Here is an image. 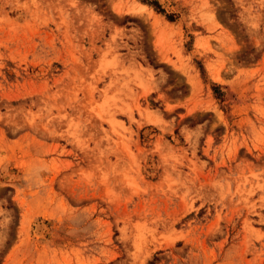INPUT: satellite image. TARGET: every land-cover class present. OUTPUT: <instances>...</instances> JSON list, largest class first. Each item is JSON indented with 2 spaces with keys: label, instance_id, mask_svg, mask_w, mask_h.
<instances>
[{
  "label": "rangeland",
  "instance_id": "374dc122",
  "mask_svg": "<svg viewBox=\"0 0 264 264\" xmlns=\"http://www.w3.org/2000/svg\"><path fill=\"white\" fill-rule=\"evenodd\" d=\"M156 1L0 0V264H264V0Z\"/></svg>",
  "mask_w": 264,
  "mask_h": 264
},
{
  "label": "trees",
  "instance_id": "16d2710c",
  "mask_svg": "<svg viewBox=\"0 0 264 264\" xmlns=\"http://www.w3.org/2000/svg\"><path fill=\"white\" fill-rule=\"evenodd\" d=\"M141 3L146 4L147 6L151 7L155 12L163 14L167 20H173V16L171 14H165L164 10L161 8V6L157 3L156 0H139ZM199 68V73L202 76L203 75V70L200 66ZM220 86L215 83L210 84V89L215 98L221 100L220 96L222 95V92L219 90Z\"/></svg>",
  "mask_w": 264,
  "mask_h": 264
},
{
  "label": "bare ground",
  "instance_id": "6f19581e",
  "mask_svg": "<svg viewBox=\"0 0 264 264\" xmlns=\"http://www.w3.org/2000/svg\"><path fill=\"white\" fill-rule=\"evenodd\" d=\"M145 9H146V7L144 6V5H142L141 7H140V10H143V11H145ZM43 228H44V225L43 224H41V223H38L37 222V224H36V229L35 230H37L36 232H39L40 234L42 233V231H43ZM35 232V233H36ZM39 234V235H40ZM42 236V235H41Z\"/></svg>",
  "mask_w": 264,
  "mask_h": 264
}]
</instances>
